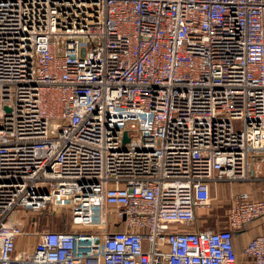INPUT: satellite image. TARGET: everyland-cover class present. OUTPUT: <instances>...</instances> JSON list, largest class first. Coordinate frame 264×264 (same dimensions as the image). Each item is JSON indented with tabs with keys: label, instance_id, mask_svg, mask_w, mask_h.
Wrapping results in <instances>:
<instances>
[{
	"label": "built area",
	"instance_id": "obj_1",
	"mask_svg": "<svg viewBox=\"0 0 264 264\" xmlns=\"http://www.w3.org/2000/svg\"><path fill=\"white\" fill-rule=\"evenodd\" d=\"M17 210L70 231L18 253ZM257 219L264 0H0V264H236ZM243 255L264 264V235Z\"/></svg>",
	"mask_w": 264,
	"mask_h": 264
},
{
	"label": "rangeland",
	"instance_id": "obj_2",
	"mask_svg": "<svg viewBox=\"0 0 264 264\" xmlns=\"http://www.w3.org/2000/svg\"><path fill=\"white\" fill-rule=\"evenodd\" d=\"M230 203V196L222 195L221 192L218 191L216 194V200L213 203V209L211 211L199 210L200 215H197L198 217L195 222V224L200 227L199 230L216 229L217 226L222 227V222H224L226 218V212L231 207ZM15 214L18 217L24 218L22 225L24 226L25 235L20 237L18 239V242L19 244H21V247H23L25 251L26 249H28L29 244L31 246L35 244V242L37 241V237L41 232L46 231L48 229L50 230L51 228L58 231L61 228V218H66V215L64 214L48 217L39 216L37 217V226L31 228L29 227L30 218H36V215L33 216V213H31L30 211L25 212V210H17ZM29 215H31V217ZM52 217L54 219H52ZM64 223V230L70 227V225L67 226V223L65 221Z\"/></svg>",
	"mask_w": 264,
	"mask_h": 264
},
{
	"label": "crops",
	"instance_id": "obj_3",
	"mask_svg": "<svg viewBox=\"0 0 264 264\" xmlns=\"http://www.w3.org/2000/svg\"><path fill=\"white\" fill-rule=\"evenodd\" d=\"M263 186V182L254 183V184H245L239 186H232L229 188L228 186H219L218 191L221 192L222 195L231 196V194H236L239 192L248 193L250 198L252 199H259L261 198L260 190ZM228 188V189H227ZM196 215H200L199 210L196 212ZM223 223V222H222ZM198 229L200 227L197 226ZM218 228V226L216 227ZM264 235V219H257L249 224H247L244 228L240 231H237L233 235V247L236 253V264H255L250 258H247L243 255V250L248 244V242L254 239L257 236ZM34 245L28 246L26 251L21 247V244L17 241L16 249L17 252H29Z\"/></svg>",
	"mask_w": 264,
	"mask_h": 264
},
{
	"label": "trees",
	"instance_id": "obj_4",
	"mask_svg": "<svg viewBox=\"0 0 264 264\" xmlns=\"http://www.w3.org/2000/svg\"><path fill=\"white\" fill-rule=\"evenodd\" d=\"M39 216H43V217H48L49 215L48 214H39V215H37L36 216V218H30V224H29V227H31V228H33V227H36L37 226V223H38V219H37V217H39ZM66 218H64V217H62L61 219V221H60V226H61V228L57 231V230H54L53 228H51L50 230L48 229V230H46V231H43V232H68V231H70V227H68L67 229H63V225L65 224L64 223V221L67 223V226L68 225H70V219H69V217L68 216H65ZM197 217L198 216H196V220H197ZM64 218V219H63ZM52 219H54L53 217H52ZM64 223V224H63ZM194 228H197V224H195L194 225ZM198 229V228H197ZM207 230H209V229H207ZM42 233V232H41Z\"/></svg>",
	"mask_w": 264,
	"mask_h": 264
},
{
	"label": "water",
	"instance_id": "obj_5",
	"mask_svg": "<svg viewBox=\"0 0 264 264\" xmlns=\"http://www.w3.org/2000/svg\"><path fill=\"white\" fill-rule=\"evenodd\" d=\"M124 142H127V139H126V137H125V139H124Z\"/></svg>",
	"mask_w": 264,
	"mask_h": 264
}]
</instances>
